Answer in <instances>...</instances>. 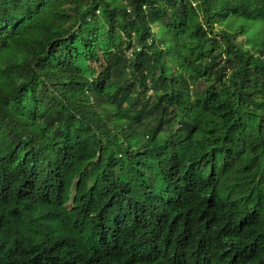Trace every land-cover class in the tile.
I'll return each instance as SVG.
<instances>
[{
  "label": "trees",
  "instance_id": "trees-1",
  "mask_svg": "<svg viewBox=\"0 0 264 264\" xmlns=\"http://www.w3.org/2000/svg\"><path fill=\"white\" fill-rule=\"evenodd\" d=\"M234 17L264 0H0V264H264V36Z\"/></svg>",
  "mask_w": 264,
  "mask_h": 264
},
{
  "label": "rangeland",
  "instance_id": "rangeland-1",
  "mask_svg": "<svg viewBox=\"0 0 264 264\" xmlns=\"http://www.w3.org/2000/svg\"><path fill=\"white\" fill-rule=\"evenodd\" d=\"M231 22H233L234 26L244 24L246 27H248L247 32L238 38L239 45L245 48H250L254 46L256 42H260L262 40V37L264 36V26L259 25V24L252 26L253 25L252 23L243 21L240 17L232 18ZM157 36H158L157 38H160L161 36V33L159 32V30L157 31ZM168 41H169V44L172 45L173 41L169 39ZM169 57L170 59L168 62V66L173 70L177 69L180 65V60H179V52L175 47L171 48V51H169ZM172 59H174L176 63H173Z\"/></svg>",
  "mask_w": 264,
  "mask_h": 264
},
{
  "label": "clouds",
  "instance_id": "clouds-1",
  "mask_svg": "<svg viewBox=\"0 0 264 264\" xmlns=\"http://www.w3.org/2000/svg\"><path fill=\"white\" fill-rule=\"evenodd\" d=\"M99 12H97V14H98ZM133 44V48H131L130 49V53H132L133 52V50H136V51H140L141 50V47L138 45V44H136V42H135V40H133V42H132ZM133 55V53L131 54V56ZM232 71H231V69L230 68H227V75H229L230 73H231ZM72 201L71 202H69L68 203V206H72Z\"/></svg>",
  "mask_w": 264,
  "mask_h": 264
}]
</instances>
